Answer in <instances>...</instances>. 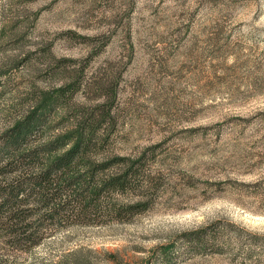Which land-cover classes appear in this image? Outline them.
Segmentation results:
<instances>
[{"label":"rangeland","instance_id":"374dc122","mask_svg":"<svg viewBox=\"0 0 264 264\" xmlns=\"http://www.w3.org/2000/svg\"><path fill=\"white\" fill-rule=\"evenodd\" d=\"M78 73L114 92L108 154L157 147L163 187L130 223L74 226L32 250L0 232V261L165 264L175 244L169 264H264V0H0V134L54 107ZM96 92L55 106L48 137L105 103ZM200 228L226 248H188Z\"/></svg>","mask_w":264,"mask_h":264},{"label":"trees","instance_id":"16d2710c","mask_svg":"<svg viewBox=\"0 0 264 264\" xmlns=\"http://www.w3.org/2000/svg\"><path fill=\"white\" fill-rule=\"evenodd\" d=\"M78 75L59 89L54 107L70 111L75 97L90 91L106 102L76 114L70 131L48 137L54 107L41 103L0 134V232L13 248L32 250L74 226L130 223L152 207L163 187L152 166L157 147L138 157L108 154L118 125L114 92L101 94L103 86L84 84ZM6 81L0 79V89ZM185 237L183 243L199 254L228 245L216 228ZM174 245L161 250L165 264Z\"/></svg>","mask_w":264,"mask_h":264}]
</instances>
